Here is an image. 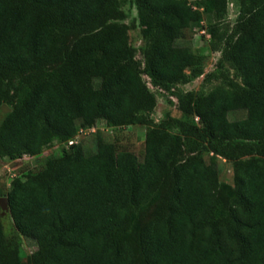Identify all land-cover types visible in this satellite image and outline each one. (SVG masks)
<instances>
[{
    "label": "trees",
    "instance_id": "trees-1",
    "mask_svg": "<svg viewBox=\"0 0 264 264\" xmlns=\"http://www.w3.org/2000/svg\"><path fill=\"white\" fill-rule=\"evenodd\" d=\"M135 1L144 68L118 20L120 0H0V156L36 158L55 140L70 145L13 179L9 216L37 241L33 264H264V0H243L222 50L243 82L185 92L180 109L199 119L164 122L151 117L157 97L143 74L167 90L202 75L205 55L179 39L207 5L218 36L228 0ZM241 110L245 117L229 118ZM100 116L111 127L147 125L143 161L119 165L101 133L85 153L79 127L94 128ZM203 150L233 162L234 186L222 184L216 157L208 162ZM154 202L137 247L133 224ZM15 249L0 205V264H12Z\"/></svg>",
    "mask_w": 264,
    "mask_h": 264
},
{
    "label": "rangeland",
    "instance_id": "rangeland-1",
    "mask_svg": "<svg viewBox=\"0 0 264 264\" xmlns=\"http://www.w3.org/2000/svg\"><path fill=\"white\" fill-rule=\"evenodd\" d=\"M120 1L121 18L118 20L128 26L130 43L134 49V57L141 63L142 68H144V50L147 41L136 1ZM242 2L243 0H228L227 13L223 20L217 22L219 28L218 36L213 37L209 33L211 24L214 21L213 12L209 5L205 8L202 7V16L200 20L194 22L189 28L183 31L179 42L192 44L195 51L203 53L206 57L202 75L187 82L174 83L171 88L167 90L152 85L151 78L143 74L151 90L157 97V106L151 112V117L156 122L167 121L170 117L197 121L194 115H189L180 109L179 97L182 94L190 90L207 94L219 87L228 89V79H233L239 83L243 82L241 73L230 62L223 59L222 53L227 38L233 32L236 25ZM193 3L196 7H200L198 3ZM62 39L66 44H70L74 40V36L63 33ZM188 72L190 71L188 70ZM95 83L98 84L99 80L96 79ZM13 84L14 87L21 85L20 81L17 79ZM4 113L5 112L0 110V122ZM246 115L247 111L245 110L235 111L229 114V118L234 120L245 117ZM147 128V125L144 124L111 127L108 126L104 118L100 116L94 128L79 127L75 140L82 143L85 153L90 154L97 150V134L101 133L108 141L116 145L119 165L139 163L145 158ZM170 130L174 134L179 133L177 127L170 126ZM69 150V144L55 140L52 144L45 147L43 153L36 158L24 156L22 159H10L0 156V200L2 197L8 198L7 193L15 177L25 178L31 173H37L45 167L46 159L50 155L64 157ZM188 154V149H184V153L180 155V159L187 157ZM202 155L208 162H210L213 157H216L215 161L219 168L222 184L234 186V164L231 160L216 155L209 150H203ZM156 204L157 203L154 202L148 205L146 215L139 216L133 224L131 236L137 247H139L140 227L145 220L153 216ZM2 216L5 233L8 239L13 241L16 245L12 264H33L32 254L38 248L37 241L18 232L12 218L9 216V210Z\"/></svg>",
    "mask_w": 264,
    "mask_h": 264
},
{
    "label": "water",
    "instance_id": "water-1",
    "mask_svg": "<svg viewBox=\"0 0 264 264\" xmlns=\"http://www.w3.org/2000/svg\"><path fill=\"white\" fill-rule=\"evenodd\" d=\"M3 108L5 109V111H9L10 108L7 107V105H3ZM0 205L3 209L2 215H4L8 210H9V201L7 197H2L0 200Z\"/></svg>",
    "mask_w": 264,
    "mask_h": 264
},
{
    "label": "built area",
    "instance_id": "built-area-1",
    "mask_svg": "<svg viewBox=\"0 0 264 264\" xmlns=\"http://www.w3.org/2000/svg\"><path fill=\"white\" fill-rule=\"evenodd\" d=\"M196 119L198 120V119H199V117H197ZM70 143L72 144V143H74V141H70Z\"/></svg>",
    "mask_w": 264,
    "mask_h": 264
}]
</instances>
